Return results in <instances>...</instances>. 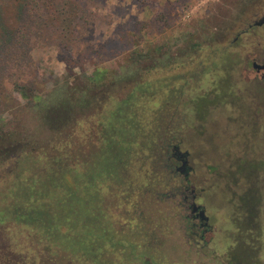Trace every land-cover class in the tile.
<instances>
[{
	"label": "rangeland",
	"instance_id": "rangeland-1",
	"mask_svg": "<svg viewBox=\"0 0 264 264\" xmlns=\"http://www.w3.org/2000/svg\"><path fill=\"white\" fill-rule=\"evenodd\" d=\"M243 2L0 0V147L30 139L40 151L0 158V264H230L216 240L204 246L187 233L182 177L161 168L154 150L181 140L199 201L230 216V134L243 136L237 128L248 115L230 102L249 101L232 87L240 60L232 69L230 40L243 25L231 28L247 16ZM95 71L113 84L112 96L77 109L68 139L39 128L32 96L51 100L67 86L72 105L92 89ZM123 100L126 116L110 118ZM55 110L43 121L49 129ZM108 138L130 148L127 164L96 185L80 181ZM57 157L73 170L63 178L84 205L78 217L41 197L53 198L57 169L47 164Z\"/></svg>",
	"mask_w": 264,
	"mask_h": 264
},
{
	"label": "flooded vegetation",
	"instance_id": "flooded-vegetation-1",
	"mask_svg": "<svg viewBox=\"0 0 264 264\" xmlns=\"http://www.w3.org/2000/svg\"><path fill=\"white\" fill-rule=\"evenodd\" d=\"M243 7L246 18L236 19L231 28L243 25L230 40L232 69L240 60L232 87L240 86L238 91L249 101L230 102L233 112L248 114L237 128H242L243 136L234 140L237 136L230 134V216L199 201L202 196L188 183L192 153L180 147L181 140L170 139L167 150L183 180L179 194L186 215L182 219L187 233L199 241L195 243L206 246L216 240L219 253H230V264H264V0H244ZM214 107L205 104L204 110L212 112Z\"/></svg>",
	"mask_w": 264,
	"mask_h": 264
},
{
	"label": "trees",
	"instance_id": "trees-1",
	"mask_svg": "<svg viewBox=\"0 0 264 264\" xmlns=\"http://www.w3.org/2000/svg\"><path fill=\"white\" fill-rule=\"evenodd\" d=\"M49 14H53L54 12L52 11V8H49ZM129 54H131V52H129ZM101 73H103V71H95V74H97V78H94L96 80H94L95 83H93V87L92 89L88 90V88H86L85 86L83 87L84 89H82V91L80 92H87L86 96H83L78 99V100H73L72 105L70 104V100L68 98L69 94L67 92H69L68 87L66 86V88L64 87V89L61 90V92H56L55 96L49 100L47 99V97H43L42 99H39L38 97H34L32 96V99L37 100L38 102H36V105H38L40 107L39 109V113L41 115V119L44 120V118H46L50 112V110H55V113L53 115V120H52V124L51 126H55L54 129H49L48 124H46L45 122V127L43 121H41L39 128L41 127L45 132H53L55 133L54 135H56L57 137H59L60 135H64L63 137L68 139V136L70 134V125L73 122V115L74 112L77 109H82L83 107L87 106L89 107V105L91 103H95V105L101 104L103 102L102 99H109V97L112 96V92H111V86L113 84H110V86H105L104 82H106L108 79H103ZM101 88V90H100ZM113 88V86H112ZM98 92L93 93L95 90H98ZM90 93V96L88 95ZM112 93V94H111ZM25 97V96H24ZM48 100V101H47ZM128 105V106H127ZM129 108V104L126 103V100L121 101L120 104L116 105L113 112H111L110 114V118H113L114 116L117 115L118 119L120 117V119H122L123 117L126 116L127 111ZM127 109V110H126ZM49 111V112H48ZM52 113V112H51ZM46 116V117H45ZM111 120V119H110ZM110 126V125H109ZM69 128V129H68ZM109 129V127H108ZM127 128L125 129H119V132L121 133V136L126 137L127 132L125 131ZM109 131H111V129H109ZM112 132V131H111ZM8 134V133H7ZM131 134V133H130ZM109 136V134H108ZM3 138H1L0 135V145H2L3 143ZM30 139H23V140H19V141H13V139L7 144V147L5 150L1 149L0 147V158L7 157V161L10 160H14L13 162L15 163L16 159H18L20 156H23L25 154H33V153H40V151L38 150L37 147H31L29 144ZM102 146H99V151L101 152L100 157L98 159H96L94 161V163L92 164L91 168H89V174L83 175L81 174L80 177V181H85L86 183H90L91 184H95L98 181V178H100L101 176L105 175V174H109L112 176L113 173V177L115 178L116 172L115 170H117L116 168H120L123 169L125 167V165L127 163L126 160L124 159L125 157H127L131 152L130 148L128 146H125L124 144H120V142H115L113 140H111L110 138L107 139V142H105L104 144H101ZM62 149L64 151H68L69 153V146H68V142H64L62 144ZM155 154H156V162L160 163L163 165H161V168H165V170H168L167 172L170 173L171 171L175 172L174 169H171L170 167H167L168 165V160H170L169 158V154L167 153V145H162L159 146L158 150H154ZM44 152L47 154H51L50 150H45ZM4 161V160H3ZM2 161V162H3ZM6 161V160H5ZM50 164L48 163V167L53 165V169L56 170L57 172L55 174H53V176H55L54 181V185L53 187L55 188V191L53 192V198L50 199L49 194L46 192V194H42L43 196H41L44 199H48L49 202L53 203L56 207L60 208H64V211L66 210H70V214L73 216H77V215H82L83 211H84V205L82 203H77L78 199H74L75 194L72 195V193L69 190V186L67 185V183H65V179L63 178V174H66L67 171L69 170L70 172H72V168H68L66 167L67 162L64 161L61 158H51L49 159ZM60 167H63L64 169H59ZM156 175V174H155ZM167 175V174H166ZM170 176V178H174L173 175L168 174ZM47 183H51V182H47ZM97 195L94 194V196H91L92 199L93 197H96ZM84 203V200H81ZM11 215H13L12 213H10ZM69 214V215H70ZM25 215V214H24ZM24 215L18 213L13 215L16 219H18V217H23ZM78 217V216H77ZM26 219H29V217H26ZM92 219H94L92 217Z\"/></svg>",
	"mask_w": 264,
	"mask_h": 264
},
{
	"label": "water",
	"instance_id": "water-1",
	"mask_svg": "<svg viewBox=\"0 0 264 264\" xmlns=\"http://www.w3.org/2000/svg\"><path fill=\"white\" fill-rule=\"evenodd\" d=\"M183 164H184V162H183ZM177 172V171H176ZM201 214V213H200Z\"/></svg>",
	"mask_w": 264,
	"mask_h": 264
}]
</instances>
